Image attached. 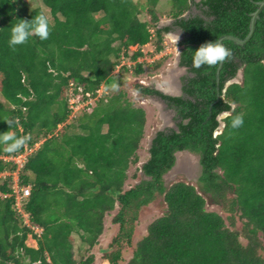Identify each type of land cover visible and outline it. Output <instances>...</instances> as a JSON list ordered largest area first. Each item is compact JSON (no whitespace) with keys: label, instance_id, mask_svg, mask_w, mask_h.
Returning <instances> with one entry per match:
<instances>
[{"label":"trees","instance_id":"trees-1","mask_svg":"<svg viewBox=\"0 0 264 264\" xmlns=\"http://www.w3.org/2000/svg\"><path fill=\"white\" fill-rule=\"evenodd\" d=\"M262 1L41 0L47 16L40 6L26 11L22 0H0V134L29 137L16 152L0 143V175L8 174L0 177V264H94L111 215L116 232L102 264H264V9L245 45L224 41L233 55L219 82V65L196 69L192 53L224 36L245 39ZM39 14L49 18L50 38L33 36L13 49L11 27ZM164 15L171 26H160ZM172 28L183 32L182 95L140 83L134 90L173 107L177 130L157 132L139 167L147 113L112 85L158 74L167 56L142 62L143 49L162 54ZM239 72L241 82L227 86ZM225 110L242 115L243 126L232 128L231 117L218 122ZM178 152L199 158L195 184L166 186ZM20 156V169L5 160ZM16 172L18 184L30 187L21 212ZM130 178L137 183L126 189ZM159 198L163 214L134 244L140 212ZM29 236L37 248L27 246Z\"/></svg>","mask_w":264,"mask_h":264},{"label":"rangeland","instance_id":"rangeland-1","mask_svg":"<svg viewBox=\"0 0 264 264\" xmlns=\"http://www.w3.org/2000/svg\"><path fill=\"white\" fill-rule=\"evenodd\" d=\"M23 1V8H25L26 11H30L32 8L36 6H40L42 10L45 12L47 16H49L48 10L41 4V0H22ZM166 3V1H165ZM162 4L159 6L160 13H164L167 11L166 5ZM193 14H196L198 12L192 11ZM160 26H171V20L167 19L165 15L163 16L162 20L160 21ZM169 33H179V40L176 45H174L171 40L168 37ZM169 33H166L164 36V51L162 54L155 56V58L151 55L152 52V47L148 46L143 49L145 57L141 59L140 61H145L147 63H150L156 59H160L162 56H167L168 62L167 65L161 69V71L158 74H149V75H143L141 77L133 78L130 75L127 76L125 75L122 78L123 83L118 84V91H125L129 100L132 101V103L135 104L137 107L143 108L146 113H147V122L145 126V133H144V138L141 142L140 149L138 151V156H139V164L138 166L141 167L145 161L148 159V151L151 146V142L157 132L159 131H164L166 129L174 127L175 120L173 119V111L169 110L164 106L163 102L157 100L156 98L148 97V96H141L138 93L135 92L134 90V85L137 83H140L144 87H152L154 89L162 90L165 88V85L171 86L175 88L174 84L177 82L176 78L179 76L186 75L185 69L178 68L176 66L177 63V58L179 55V51L181 50L179 43L182 40V34L180 31L176 28H172ZM123 65H129L131 66L132 63L129 61L124 60L122 63ZM172 71V72H171ZM179 73V74H178ZM170 74V76H168ZM188 75V74H187ZM170 77L172 79H170ZM180 78V77H179ZM242 79V74L239 72L237 78L235 79L236 82L240 83ZM167 80V83H166ZM176 80V82H175ZM179 87V85H178ZM173 88V89H174ZM78 107H74V114H76V111ZM80 108V107H79ZM169 122V126H168ZM223 125V124H222ZM220 129L217 131V133H220ZM181 154V156H187V157H192L195 163V173L191 176L181 172V171H175L174 167V172L173 170L168 172L165 175V184L166 186L171 185L172 183L176 181H185L190 184H195L200 172L201 168L199 165V158L195 155H191L188 152H180L176 154L177 156ZM133 169L130 171V175L133 173ZM137 182L132 181L130 178L126 182V189L129 188L131 185L135 184ZM207 209L209 211H215V212H220L224 217L225 215L221 212L220 208L214 205L210 200H207ZM164 210V203L163 199L159 198L156 200L153 204L150 206L142 209V211L139 214V218L135 227V236H134V244L138 242L146 233V227L147 225L156 219L157 217L161 216L163 214ZM111 216H108L106 219V230L104 234L100 238V246L95 247L92 251V253L95 255V263L94 264H102V256L104 255L103 250L106 249L107 244L111 240V237L114 235L116 232V227H113L111 225ZM75 247H74V256L76 258H79V239L75 235ZM28 246L35 248L37 246L36 242L32 237L30 236L27 240L26 243ZM129 256V253L128 255Z\"/></svg>","mask_w":264,"mask_h":264},{"label":"clouds","instance_id":"clouds-1","mask_svg":"<svg viewBox=\"0 0 264 264\" xmlns=\"http://www.w3.org/2000/svg\"><path fill=\"white\" fill-rule=\"evenodd\" d=\"M179 31L181 34L183 33L181 30ZM50 35H51V27L49 24V18L44 14H39L33 17L31 20H18V23L13 25L10 29L9 44L11 47H13V49H15V47L18 45H24L28 43L30 38L33 36L38 37L39 40L41 41H47L50 38ZM168 37L171 40V42L174 45H176L179 40V33H169ZM180 51H179V56H180ZM192 53H193V66L196 69H200L202 66H207V67L218 66L220 63L224 62L225 60L230 59L233 55L232 50L226 47L225 44H223L219 39L205 42ZM178 68L184 69L180 66ZM112 88L118 89V85L113 84ZM229 117H231L232 128L235 129L243 126L244 118L242 115L238 114L232 116V112L230 110L220 111L217 113L218 122L222 123L224 120L228 119ZM222 128L223 125L221 124L220 130ZM216 134L218 133L216 132ZM28 139H29L28 136L17 137L15 136V134H10L9 132L0 134V143L5 144L7 146V151L10 153L18 151L27 142ZM7 159H13L15 163L18 164V169H20L21 164L24 161L23 156L17 158H5V160ZM7 175L8 174L0 175V177L3 176L5 177ZM13 176H14L13 189L15 194V207L19 212H21L20 208L22 204L19 206L17 205L16 197L18 194L15 192V188L19 191L18 192L19 194H22L21 189L28 188L30 191V187H23L18 184V172L14 173Z\"/></svg>","mask_w":264,"mask_h":264},{"label":"water","instance_id":"water-1","mask_svg":"<svg viewBox=\"0 0 264 264\" xmlns=\"http://www.w3.org/2000/svg\"><path fill=\"white\" fill-rule=\"evenodd\" d=\"M256 4H257L258 8H257V10L252 14L251 23H250V31H249L248 36H247L245 39H243V40L238 39V38H235V37H232V36H224V37H222V38L219 39L222 43H224V41H226V40H230V41H233V42H234L235 44H237V45H245V44L251 39V37H252V35H253V33H254V30H255L256 22H257V20H258L259 17H260V13H261L262 10L264 9V1H262V2H258V3H256ZM179 58H180V56L178 55L177 63H176V66H177V67H179V65H178V64H179ZM222 65H223V62L219 64V68H218V73H217V81H218V82H219V71L221 70ZM177 81H179L178 78H177ZM234 82H236V81L233 80V81H231V82H228V83H227V86L230 85L231 83H234ZM179 91H180V89H179ZM164 93H165V92H164ZM179 93L181 94V91H180ZM165 94H167V93H165ZM180 94H179V95H180ZM179 95L172 94V95H170V96L178 97ZM163 104H164V103H163ZM164 106H165V104H164ZM174 128H175V125H174ZM175 130H177V129L175 128ZM175 166H176V163H175ZM175 166H174V167H175ZM174 167H173L170 171H172V170L174 169ZM170 171H169V172H170ZM164 178H165V176H164ZM144 179H146V178L144 177Z\"/></svg>","mask_w":264,"mask_h":264},{"label":"flooded vegetation","instance_id":"flooded-vegetation-1","mask_svg":"<svg viewBox=\"0 0 264 264\" xmlns=\"http://www.w3.org/2000/svg\"><path fill=\"white\" fill-rule=\"evenodd\" d=\"M193 11L195 12L196 10L195 9H193ZM182 35H183V33H182ZM183 38V37H182ZM182 68H184V67H182ZM185 69V73H186V75H183V76H179L178 77V80H179V84H177V82H176V80H177V78H176V80H175V84H174V86H175V88L173 89V92H167L165 89H166V87H168L167 86V84L165 85V88L164 89H160V90H158V89H154V88H152V87H150V88H152V89H154V90H156V91H159L160 93H162V94H164V95H167V96H170V95H172V94H175V95H179L180 93V91H181V94L179 95V96H181L182 95V87H183V82H182V78L183 77H187L188 75V72H187V69L186 68H184ZM179 74V73H178ZM168 76H170V74H168ZM178 85H179V87H178ZM179 89H180V91H179ZM167 93V94H165V93ZM178 96V97H179ZM143 97H145V96H143ZM148 97H152V98H156L157 100H159V101H161V102H163L164 104H165V106H166V108L167 109H169V110H172L173 111V119L175 120L174 122H175V128L177 129V125H176V122H177V120H176V118H177V113H176V111H175V109L173 108V107H169V105L167 104V102L165 101V100H163L162 98H160V97H158V96H156V95H149ZM172 97H174V96H172ZM168 126H169V122H168ZM175 128L174 127H172V128H169V129H173V130H175ZM176 161H177V158H176Z\"/></svg>","mask_w":264,"mask_h":264},{"label":"bare ground","instance_id":"bare-ground-1","mask_svg":"<svg viewBox=\"0 0 264 264\" xmlns=\"http://www.w3.org/2000/svg\"><path fill=\"white\" fill-rule=\"evenodd\" d=\"M172 78L170 77V79H172ZM166 83H167V80H166ZM177 84H179V82H177ZM165 90L167 92H173L172 85L171 86L169 85L168 87H166ZM174 170L175 171H181V172L191 176V175H193L195 173L194 160L192 159V157H187V156H184V155L181 156V154H179L177 156L176 167H175ZM174 170H173V172H174Z\"/></svg>","mask_w":264,"mask_h":264},{"label":"built area","instance_id":"built-area-1","mask_svg":"<svg viewBox=\"0 0 264 264\" xmlns=\"http://www.w3.org/2000/svg\"><path fill=\"white\" fill-rule=\"evenodd\" d=\"M21 191H22V194H19L18 193L19 191L15 188V192L18 194L16 197L18 206L21 205L23 202V199H25V197L29 196L30 194V191L28 188L21 189Z\"/></svg>","mask_w":264,"mask_h":264},{"label":"crops","instance_id":"crops-1","mask_svg":"<svg viewBox=\"0 0 264 264\" xmlns=\"http://www.w3.org/2000/svg\"><path fill=\"white\" fill-rule=\"evenodd\" d=\"M177 82H179V81H177ZM30 237V236H29ZM35 241V240H34ZM36 242V241H35ZM27 243V242H26ZM37 244V243H36ZM28 246V245H27ZM30 247V246H29ZM33 248V247H32ZM35 248H37V246L35 247Z\"/></svg>","mask_w":264,"mask_h":264}]
</instances>
